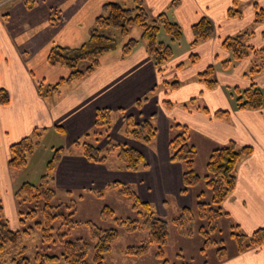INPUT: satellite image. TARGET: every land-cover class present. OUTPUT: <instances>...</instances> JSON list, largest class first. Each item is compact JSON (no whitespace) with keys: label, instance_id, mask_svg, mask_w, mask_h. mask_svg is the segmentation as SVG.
Instances as JSON below:
<instances>
[{"label":"crops","instance_id":"0c3cea01","mask_svg":"<svg viewBox=\"0 0 264 264\" xmlns=\"http://www.w3.org/2000/svg\"><path fill=\"white\" fill-rule=\"evenodd\" d=\"M74 1L39 0L33 8L22 6L1 15L0 88L7 90L10 101L0 103V202L9 225L13 229L20 227L16 190L27 181L38 183L46 170L45 167L42 173L25 177L29 164L19 170L9 166L11 144L36 128L43 132L42 137L50 131L62 137L59 147H64L63 156L55 171L57 188L92 194L95 190H107L115 181L128 183L164 217L169 214L171 199L176 198L180 208L192 205L194 193L182 192L184 166L170 159L173 125L179 122L190 128V140L198 154L204 152V163L214 148L232 140L254 147L253 154L240 162L236 188L222 206L244 233L252 234L263 227L264 108L235 109L231 95L234 87L251 85L253 80L245 73L254 57L234 61L224 49L223 41L246 32L249 44L263 48L264 21L256 20L254 4L264 11V0H177L176 6H172L174 0H144L152 15L165 11L183 27V37L178 42H171L166 32L159 33L160 40L172 44L174 50L163 70L141 41L128 56H122L119 46L103 55L99 67L91 74L63 85L59 92L43 96L39 91L41 81L53 85L69 73L66 67L49 64L52 47L82 44L90 37L103 5L123 0H94L92 4L91 0H79L77 4ZM231 8L241 14L231 16ZM203 16L212 20L215 34L192 45V26ZM141 35L142 29L133 27L128 37L140 39ZM128 37L121 39V44ZM194 55L197 59L192 63ZM210 65L215 66L217 84L213 87L199 80V74ZM253 79L264 88V70ZM164 80H177L179 85L167 88ZM145 96L148 99L138 106V100ZM99 108H110L116 115L110 139L138 147L149 164L147 169L129 171L95 163L83 156L81 149H73L94 128ZM121 109L136 120L153 118L158 133L152 143H139L124 134ZM218 110H230L231 114L218 117L215 115ZM107 143V139L101 140L99 146L104 148ZM55 148L54 145L53 151ZM35 165L30 171L35 170ZM224 264H264V246L241 252Z\"/></svg>","mask_w":264,"mask_h":264},{"label":"trees","instance_id":"16d2710c","mask_svg":"<svg viewBox=\"0 0 264 264\" xmlns=\"http://www.w3.org/2000/svg\"><path fill=\"white\" fill-rule=\"evenodd\" d=\"M177 2L174 0L172 6H176ZM123 3V1L105 3L102 12L96 17L90 37L82 44L78 46L56 44L52 47L48 55L49 64L66 67L69 73L53 85H47L41 81L39 91L43 96L59 92L63 85L71 84L91 74L99 67L102 56L119 46L122 50V56H128L141 41L145 42L155 64L160 70H163L166 63L173 57L174 50L172 44L158 40L159 33L163 30L170 36L171 42H178L183 37V27L177 21L170 19L165 11L152 15L144 0H132L130 7H125ZM254 5L257 7L256 20L263 22V9L259 8L257 3ZM237 14L240 15L241 12L231 8L230 15ZM133 27L142 29L140 39L128 37ZM192 30L194 34L192 45H196L214 36L215 25L210 18L203 16L192 26ZM126 37L128 39L121 44V39ZM223 46L225 50L231 53L234 61L247 59L251 54L254 56L249 70L245 73L252 78L251 85L247 88L234 87L231 92L234 108H264V93L253 79L264 70V47L256 49L247 44L246 32L226 38L223 41ZM192 57L193 63L197 57L196 55ZM223 62L229 64L230 61ZM214 73L215 66L210 65L199 74V80L204 82L207 87H213L217 84ZM163 84L167 88H175L179 85V81L164 80ZM147 99L146 96L139 99L137 105L140 106ZM9 101L10 96L7 90L0 88V103L7 104ZM194 101L195 99L191 100V103ZM166 104L171 105L169 101ZM120 112L124 114L126 109H121ZM113 113L110 108H99L96 113L95 126L86 135L87 140L84 138L77 142L75 148L81 149L83 156L95 163L111 164L129 171L147 169L149 164L143 152L134 145L112 140L104 148L99 146L102 138L110 134L113 126ZM230 114V110H218L215 113L216 116L222 118L228 117ZM173 127L175 134L169 142L170 159L184 166L182 192L191 190L194 193L200 216L206 215L207 206H211L214 220L220 216L229 218L230 215L224 210L222 204L236 188L240 162L253 154L254 147L252 145H240L232 140L214 148L206 163L207 173L201 176L195 169L198 151L190 140V128L179 122H176ZM58 128L63 131L62 127L59 126ZM123 132L134 141L150 144L156 138L158 128L152 117L136 120L133 115H127ZM42 133L40 129L36 128L29 136L11 144L9 166L12 170L26 168L35 147L41 142ZM91 138L95 142H91L89 140ZM104 150H107L108 153L113 151L115 157H111V154H105ZM63 151L64 147L55 148L38 183L27 181L16 190L15 197L20 219L18 229H13L9 225V221L4 215L3 205L0 202V264H31V258L26 255V246H23L18 255L9 261H5L3 257L8 245L16 244L36 233H40L42 241L46 244L60 242L63 245V251L60 255L38 251L35 258L39 262L38 264L61 260L68 264H88L87 257L92 247V241L95 242L93 246L95 264H104L106 254L112 250L114 242L120 235L119 228H124L128 232H148V238L141 245H131L126 248L127 255L142 257L149 252L151 245L156 244L158 245L157 256L164 259V247L169 243L171 236L169 221L157 213L151 202L142 200L133 185L124 182H112L107 189L114 187L120 195L128 197L139 217H118L112 207L105 205L101 210L102 217L113 218L119 228H103L92 221H88L86 224L91 228L90 239L82 237L74 240L68 239L72 228L80 225L78 221L74 220L76 203L75 201L73 203H52L58 190L55 185V171L63 156ZM202 179L205 180L207 188L212 193L211 202L204 201L205 191L199 193L195 191V187L200 184ZM65 192L70 197L73 194L72 190H65ZM93 193L102 196L104 190H95ZM78 195L81 199L84 198L83 193ZM192 217V207L184 206L181 208L180 215L172 221L177 227L183 228ZM57 220H61V224L55 231L54 223ZM233 228L237 230L232 235L239 240L238 253L264 245V226L252 234L244 233L238 224ZM163 262L168 264L166 259Z\"/></svg>","mask_w":264,"mask_h":264},{"label":"rangeland","instance_id":"374dc122","mask_svg":"<svg viewBox=\"0 0 264 264\" xmlns=\"http://www.w3.org/2000/svg\"><path fill=\"white\" fill-rule=\"evenodd\" d=\"M93 1L94 0H91L90 3L92 4ZM74 2L77 4L79 0H75ZM123 2L125 7H130L132 5L125 0H123ZM38 4L39 0H0V19L2 18L1 15L4 11H13L14 8L18 9L22 6H26V8H33L38 6ZM162 32L165 31L162 30ZM160 39L161 38L158 40L162 41ZM247 44L249 43L247 42ZM250 56L254 57L253 54ZM261 88L264 93V88ZM118 115L120 116V113ZM127 115L129 114H123L124 123L122 130L125 128V118ZM115 118L116 115L113 114V126L115 124ZM113 126L111 131L113 130ZM110 137L111 136L109 134L108 136L102 138V140L107 139L108 145L112 141ZM61 138V135H59L56 131H50V134L42 137L41 142L35 147L33 154L30 156L31 159H29V165L28 167L26 166L27 169L24 173L25 177H34L38 173H42V169L46 167L47 159L52 157L53 146L55 145L56 148H58L61 143ZM84 140L87 139L85 138ZM89 140L91 142H95L92 138ZM75 147L73 149L77 150ZM198 147L199 150H202L200 145H198ZM104 151L105 154H111V157H115V155H113V151L109 153L107 150ZM203 154V151L198 154L195 166L197 173L201 176H204L207 173L206 163H204L205 159L203 160ZM33 164H36L35 170L30 171ZM195 191L196 193L205 191L206 195L204 197V201L211 202L212 193L207 188L204 179H202L200 184L195 187ZM79 193L84 194L83 199L79 197ZM73 201H75L77 206L74 220L78 221L80 225L72 228L71 233L68 236V239L71 240L80 237L90 239L91 228L86 224L88 221H92L97 226L103 228H119L113 218L102 217L101 210L105 205L112 207L118 217L127 218L138 216L132 207L131 200L124 195H120L114 187L105 190L104 195L102 196L95 195L94 193H85L82 190H76L73 191L71 197L66 194L65 188H58L57 196L54 198L52 203H73ZM196 202L197 199L195 198L193 204L190 205L193 209V217L183 228L177 227L172 221L181 213V208L176 198L171 199V208L168 216L164 217L160 215L169 221V230L171 233L169 243L164 247V259L168 261V264H224L232 259V257L239 254V240L232 235L233 232L237 231L233 228V226L236 225L235 221L231 218H227L226 216H220L217 220H214L212 218L213 212L210 209L211 206H207L208 210L206 215L202 217L200 216ZM60 224L61 220H57L54 223L55 231ZM119 231L120 235L114 242L112 250L106 254L104 264H164V259H160L157 256L158 245L156 244L151 245L149 252L142 257H134L126 254V248L128 246L141 245L148 238L147 231L128 232L124 228H119ZM245 240L248 241V239ZM94 244L95 242L92 241V247L87 257L88 264H95ZM23 246H26V255L31 258V264L39 263L35 259L38 251L57 255H60L63 251V245L60 242L46 244L42 241L40 233H36L30 238H24L16 244L8 245L3 259L5 261H9L14 256H17ZM46 264L68 263L61 260L59 262H47Z\"/></svg>","mask_w":264,"mask_h":264}]
</instances>
